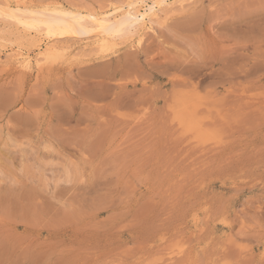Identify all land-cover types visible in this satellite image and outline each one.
<instances>
[{
  "label": "rangeland",
  "instance_id": "374dc122",
  "mask_svg": "<svg viewBox=\"0 0 264 264\" xmlns=\"http://www.w3.org/2000/svg\"><path fill=\"white\" fill-rule=\"evenodd\" d=\"M172 2L104 47L0 16V264H264V0Z\"/></svg>",
  "mask_w": 264,
  "mask_h": 264
},
{
  "label": "bare ground",
  "instance_id": "6f19581e",
  "mask_svg": "<svg viewBox=\"0 0 264 264\" xmlns=\"http://www.w3.org/2000/svg\"><path fill=\"white\" fill-rule=\"evenodd\" d=\"M176 1H178L180 5L183 6V4L188 0H176ZM171 3L174 2H172V0H137L133 3H130L128 7L126 6L127 8H116L111 13L105 12L102 14L101 13L98 14V12L82 13L80 11H70L59 8L58 10L43 9L42 11H37L31 9V7H27L26 3L25 4L21 2L11 3L8 1L1 0L0 16L1 17L3 16V18L4 17L9 18L11 22L14 21L18 25L22 24L26 29V30L24 29V32L28 30V32L30 33V31L32 30L35 31L38 34V36L41 31L47 33L48 35L49 34L54 35L60 33L66 34L70 32L75 34L82 33L83 35L84 34L87 35L88 33L94 31L96 33V35L94 33V36L95 37L97 36L96 38H97V42L99 43V46L104 47L105 45H107L109 37L112 38L119 37L122 39V37H132V35L134 34L136 35L138 34L139 36L145 28L152 26L153 16L158 10L163 12L164 16L169 15L170 14L169 12L175 10L174 6L173 7L171 6ZM161 14L162 13H160V17ZM163 18L162 21H164ZM165 18H167V16ZM26 33L27 32H25V34ZM95 47H97V45H95ZM25 60L27 61V63L28 61L30 62V59L25 58ZM184 115L188 116L185 113ZM182 120L184 121V119ZM172 257L174 258L175 256Z\"/></svg>",
  "mask_w": 264,
  "mask_h": 264
}]
</instances>
